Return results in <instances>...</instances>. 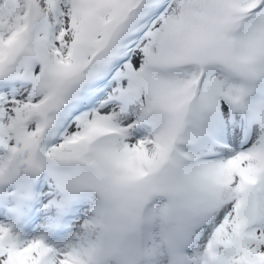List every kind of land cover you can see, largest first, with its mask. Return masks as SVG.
Wrapping results in <instances>:
<instances>
[{
	"label": "snow or ice",
	"instance_id": "snow-or-ice-1",
	"mask_svg": "<svg viewBox=\"0 0 264 264\" xmlns=\"http://www.w3.org/2000/svg\"><path fill=\"white\" fill-rule=\"evenodd\" d=\"M44 173L73 238L0 264H264V0H0V188Z\"/></svg>",
	"mask_w": 264,
	"mask_h": 264
},
{
	"label": "rangeland",
	"instance_id": "rangeland-1",
	"mask_svg": "<svg viewBox=\"0 0 264 264\" xmlns=\"http://www.w3.org/2000/svg\"><path fill=\"white\" fill-rule=\"evenodd\" d=\"M40 177H37L38 182H40ZM31 179L36 185L35 178ZM22 180L24 178L18 181L16 185L5 188V195L0 196V201L3 202V207H0V225L8 226L14 234H19L23 240L43 236L45 237V242L52 246H61L71 240L75 231L76 221L71 224V229L66 234H62L60 228L62 218L61 220L55 218L56 209L45 207L44 197L46 189L49 187V177L47 176L44 182V189L41 193L42 208L37 216L32 213V205L35 201L34 195H31L30 200L23 204L19 201L17 191H14ZM13 192L16 194L13 195Z\"/></svg>",
	"mask_w": 264,
	"mask_h": 264
}]
</instances>
